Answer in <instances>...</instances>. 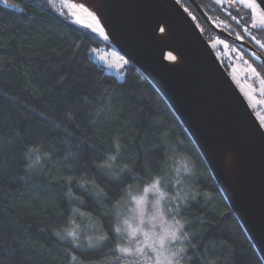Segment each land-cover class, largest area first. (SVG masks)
<instances>
[{
    "label": "trees",
    "instance_id": "obj_1",
    "mask_svg": "<svg viewBox=\"0 0 264 264\" xmlns=\"http://www.w3.org/2000/svg\"><path fill=\"white\" fill-rule=\"evenodd\" d=\"M8 1L20 10L0 0V264H68L64 230L73 219L89 226L77 208L108 239L73 252L84 264H120L118 204L170 182L181 160L191 167L192 195L171 213L182 264H264L191 138L137 68L128 61L124 81L108 73L92 52L112 47L57 3L54 12L35 0ZM113 155L111 168L99 167Z\"/></svg>",
    "mask_w": 264,
    "mask_h": 264
},
{
    "label": "water",
    "instance_id": "obj_2",
    "mask_svg": "<svg viewBox=\"0 0 264 264\" xmlns=\"http://www.w3.org/2000/svg\"><path fill=\"white\" fill-rule=\"evenodd\" d=\"M72 2L99 8L98 0ZM102 6L112 43L88 31L122 54L158 91L198 149L264 263V128L254 110L176 0H102ZM165 30L173 32L175 56L190 67L189 73L183 74L168 59ZM247 49L264 63L253 49ZM229 160L238 166L234 183Z\"/></svg>",
    "mask_w": 264,
    "mask_h": 264
},
{
    "label": "rangeland",
    "instance_id": "obj_3",
    "mask_svg": "<svg viewBox=\"0 0 264 264\" xmlns=\"http://www.w3.org/2000/svg\"><path fill=\"white\" fill-rule=\"evenodd\" d=\"M35 1L45 9L54 12H57V3L60 12L67 13L72 19L68 11L70 6L75 4L72 0ZM2 3L5 6L20 10L18 6L9 1L5 4L2 0ZM92 55L98 63L105 67L108 73L115 75L120 81L125 80V69L128 65V60L117 50L113 48L107 49L106 47L101 46L94 48ZM243 56L242 53H238L239 59H242ZM125 61H127V63H125ZM237 66V69L232 70V80L239 88L252 110L255 111L257 118L264 128V84L262 83V85L260 83L261 80L256 78L250 67L242 69L240 63H238ZM174 170V176L172 175L173 177L170 178V182L164 184L159 181L158 190L157 188H152L150 185L145 187L149 188L147 193L144 192L145 188L139 193H129L138 198L142 197V205L137 206L135 202H131L129 200V194L120 204H118L116 209L117 226L122 227V229L127 228V225L123 224V221L127 219L133 228H139L135 237L130 235L131 230L127 232L122 230V232L118 234L122 240L119 247L130 248L134 252L132 256H127L118 251L120 264H155L156 253L148 247L149 244H152L153 247L162 251L163 256L172 258L174 261L178 259L179 264H182L181 260L183 252L180 250L183 249L184 243L180 232L181 227H179L174 221L171 213L175 206L178 207L192 198V195L190 194L191 184L188 180V177L191 176V167L186 161L181 160L176 161ZM161 192L164 194L163 196L160 195ZM76 214L79 215L78 213ZM81 217L83 218L81 219V222L84 223V221H86L89 223V226L85 229L80 227V231L82 229L81 232L77 229L78 234L81 236L85 244L87 243V237L90 236L93 239V243L98 246L100 244V235L96 233V228L92 224L93 222L86 217L77 216V218ZM79 220L80 219L74 220L70 230H72L75 225H79ZM141 221H143V223H141ZM143 232H148L151 239L146 240L142 234ZM171 232H175L179 239L175 242L165 239L164 248L160 249V238L166 237L167 234ZM153 241H155L154 244ZM138 248L143 249V251L136 252L135 250ZM177 253H179V256L175 255Z\"/></svg>",
    "mask_w": 264,
    "mask_h": 264
},
{
    "label": "flooded vegetation",
    "instance_id": "obj_4",
    "mask_svg": "<svg viewBox=\"0 0 264 264\" xmlns=\"http://www.w3.org/2000/svg\"><path fill=\"white\" fill-rule=\"evenodd\" d=\"M194 1L200 7L203 14L197 10L190 0H179V4L184 10L187 9L186 12L192 19L195 17L193 20L200 31L206 33L207 41L215 51L228 74L231 76L232 70L237 69L238 63H240L242 69H246L247 67L245 64L248 63V65H251L253 68L255 67L256 78H259L261 80L260 83L264 84V70L254 66L250 58L260 64L259 66L263 69L264 63L255 60L247 49H253L264 59V48H261L260 45L252 39V36H256L261 43H264V31H258L250 27L251 21L248 19L250 16L249 11L246 8L239 7V5L233 8L231 4H217L216 0ZM257 3L259 2L257 1ZM237 9L240 15L234 20L231 17L237 15ZM259 10L264 11L261 5ZM205 27H208L211 31L213 30L212 32L214 33H210ZM245 27L248 28V31H244ZM219 32L226 36L219 34ZM237 37H242V39H238ZM238 53L244 55L242 59L238 58Z\"/></svg>",
    "mask_w": 264,
    "mask_h": 264
},
{
    "label": "snow or ice",
    "instance_id": "obj_5",
    "mask_svg": "<svg viewBox=\"0 0 264 264\" xmlns=\"http://www.w3.org/2000/svg\"><path fill=\"white\" fill-rule=\"evenodd\" d=\"M3 2L5 4L8 3V0H3ZM177 3H179V0H176ZM217 4H231L233 8H235L237 5H239V7L241 8H246L249 13L250 16L248 17V19L251 21L250 27L257 29L258 31H264V11H260L259 7L261 4H264V0H259V3H257V0H216ZM185 11H187V9H185ZM231 15V13H230ZM240 15L239 10L237 9V15H233L231 18L232 19H237V16ZM95 19V17H94ZM193 19H195V17H193ZM77 23H79V21H77ZM97 27L95 29H93V31H97L98 34L100 36H103L105 40L108 39V35L105 34L104 28L102 26H100V22L97 20L96 22ZM88 27H91V25H89ZM163 31V29H162ZM244 31H248V28L245 27ZM238 39H242V37H237ZM252 39L255 40V42L257 44L260 45L261 48H264V43H261V41L259 39L256 38V36H252ZM172 60H175L176 57L172 56L170 57ZM125 63H127V61H125ZM256 70L253 69V72H255ZM118 157L113 155L107 158V160L99 165V167L101 168H111L112 167V162L113 161H117ZM38 162V160H37ZM121 171H128L127 169V165L124 166L123 169H121ZM158 185H159V181L154 182L151 187L152 188H157L158 190ZM102 191V190H101ZM149 191V188H145L144 192L147 193ZM71 195V194H70ZM161 196H163L164 194L161 192L160 193ZM74 199H79L78 197H73ZM129 200L131 202H135V204L137 206H140L143 204V198L142 197H137L135 195H131L129 194ZM73 211L75 213H78L80 216H84V213L80 212V210L77 209H73ZM142 211V209H141ZM73 223H74V219H73ZM141 223H143V221H141ZM177 223H179L177 221ZM124 225H127V228L122 229V227L117 226L113 228V232L115 234H120L123 231L127 232L129 230L130 231V235H132L133 237H135L136 233L139 231V228H133L131 224H129L128 220L125 219L123 221ZM80 226L79 225H75L73 227L72 230H68L65 229L64 230V235L61 236V233L57 232L56 235L61 236L62 239L64 240H70V244L71 247L69 249L66 250V255L68 258V264H73V262H76V264H84V261L82 259H80L75 252H73V249L75 250H79L81 252V254H83L85 251H89V250H94L96 248V244L93 243V239L92 237H87V243L85 244L81 238V236L78 234L77 229H79ZM82 231V229H81ZM143 236L145 237L146 240L151 239V237H149V233L148 232H143L142 233ZM108 239L107 236H100L99 240H106ZM165 239L170 240L171 242H175L177 239H179V237L176 235L175 232H171L168 233L166 237H161L159 240V247L160 249L164 248V244H165ZM155 243V241H153V244ZM149 248H151V250L153 252L156 253V261L155 264H179V260H173L172 258L163 256L162 251H159L157 248L153 247L152 244L148 245ZM117 250L127 256H132L134 254L133 250L130 248H125V247H118ZM136 252H142L143 249H136ZM181 252H183L184 250L181 249ZM176 256H179V253L175 254ZM89 264H91V262H89Z\"/></svg>",
    "mask_w": 264,
    "mask_h": 264
},
{
    "label": "bare ground",
    "instance_id": "obj_6",
    "mask_svg": "<svg viewBox=\"0 0 264 264\" xmlns=\"http://www.w3.org/2000/svg\"><path fill=\"white\" fill-rule=\"evenodd\" d=\"M86 1H96V0H86ZM98 5H99V8H94L92 6H88L83 3L75 2V4H72V6H70L68 11L72 17L73 23L91 31L96 36H98L100 39L105 40L104 37L100 36L97 31H93V29L97 27L96 22L98 20L100 22V26L104 28L105 34L108 35V39L105 41L112 43V39L109 33L108 23L106 20L107 15L103 9L102 0H98ZM163 9L170 11L167 7H164ZM77 21H79V23H77ZM89 25H91V27H88ZM163 36H164L163 44H164L166 51L168 52V59L183 74L189 73L191 70L190 67L186 63H184L182 60H180L179 58L175 56V54H177V43H176V39H175L173 32L165 30L163 32ZM250 53L255 60L263 63V61L254 52L250 51ZM172 56L176 57V59L172 60L170 58ZM227 163H228V171L231 176L232 183H234L236 179L238 180V175H237L238 166L236 163H234L231 160H229Z\"/></svg>",
    "mask_w": 264,
    "mask_h": 264
}]
</instances>
